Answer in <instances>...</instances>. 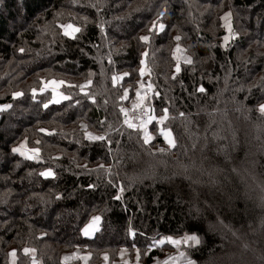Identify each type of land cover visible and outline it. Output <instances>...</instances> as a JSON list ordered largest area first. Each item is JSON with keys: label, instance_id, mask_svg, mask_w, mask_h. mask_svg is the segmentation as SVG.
I'll return each mask as SVG.
<instances>
[{"label": "trees", "instance_id": "trees-1", "mask_svg": "<svg viewBox=\"0 0 264 264\" xmlns=\"http://www.w3.org/2000/svg\"><path fill=\"white\" fill-rule=\"evenodd\" d=\"M145 66L147 103L168 110L176 142L165 153L157 126L146 145L122 124L123 88ZM50 81L70 99L53 103ZM262 104L264 0H0V264H80L64 259L76 250L99 264L122 249L150 264L173 248L155 241L184 235L199 243L173 264H264Z\"/></svg>", "mask_w": 264, "mask_h": 264}, {"label": "snow or ice", "instance_id": "snow-or-ice-1", "mask_svg": "<svg viewBox=\"0 0 264 264\" xmlns=\"http://www.w3.org/2000/svg\"><path fill=\"white\" fill-rule=\"evenodd\" d=\"M230 15H231L230 13L227 14L224 17V19L226 21L225 27L231 33V31H232L231 24L227 22L228 19H229V17H230ZM62 27L64 28V33L63 34L65 36H68V37L72 38V39H76V33H79L81 31V29L79 27H74L72 24L63 25ZM163 27L164 26L161 24L160 25L161 30H163ZM140 39L142 41H144V42H147L149 40V37L148 36H142V37H140ZM175 39L177 41H179L180 37L177 36ZM224 39H225V41H227L228 40V36H225ZM21 51H23V49H21ZM181 51L182 50L180 49V47L177 46L176 53H180ZM143 55L146 57L147 56V52L143 53ZM176 59L178 61L177 66H176V71L178 73L180 71V66H179L180 56L179 55H176ZM141 63L143 64L144 61H141ZM185 63H189L190 64L191 63V60L185 58ZM145 71H146V66H145V68H141L140 69V75L141 76H144L145 75ZM124 75H128V74L125 73ZM122 79H123L122 76H120V77L113 76L112 77L113 84L115 85V84L119 83V81L122 80ZM64 83H65L64 81H59V82H57V81H50V82H46L45 83V87L41 89V92H43L49 85H52V86H54L53 87V93H54V95H53V100H52L53 103H60L61 99L68 100V99H70L69 96L60 94V98H57L56 97V94H55V88L56 87H59L60 85H63ZM90 84H91V81H88V83L86 85L80 86V89H81L82 92H84V95L85 96H88V93L86 91H84V89L86 87H88ZM143 87H144V85L141 84V88H143ZM152 87L153 86L151 84H148L147 85L148 91H151L152 90ZM198 91L204 92L205 89L203 87H201V88L198 89ZM21 95H23V93H15L14 94V97H19ZM33 95H35V90H33ZM157 95H158V93H157ZM89 98L92 99L93 103H95V99L93 97H89ZM121 99H125V100L128 99V91L127 90H125L124 95L121 97ZM146 99H147V93H145V94L142 95L139 90L136 91V101L133 103V106H132L133 107V110L143 109L144 110L143 111V114L144 115H147V120H141L139 125H137L136 123H133L132 120L129 119V113H128V110L127 109L121 108L120 111L122 113H124V116H125L124 123L127 125V127L129 129H133V130H143V142H144V144L147 145V144H149L154 139V137L149 134V132L147 130V125L152 124L153 121H156L160 125H164L165 122L169 119V115H168V110L166 108L163 109V115H161L159 117H157L156 115H149L148 114L149 111H152V110L151 109H144V103H145V100ZM44 106L47 107L48 105L45 104ZM5 107L6 108L7 107H11V105H6ZM0 110H3V109H0ZM259 111L262 114H264V104H262V105L259 106ZM181 115H183V113H181ZM159 132H160V135H162L164 137V140L169 145V147L174 148L176 146V142H175V139L172 137L171 130L166 129L164 127H161L159 129ZM87 138L89 140H98V141L105 140V137L104 136H94L91 133H88L87 134ZM13 151H20V149H13ZM160 151L162 152V151H164V149H160ZM32 152L34 153V155L28 156L27 158L33 159V158L38 157V155H39V149H33ZM21 155H24V153L21 152ZM41 175L50 176V175H53V173L49 170L48 172L41 173ZM121 191H123V189H121ZM117 199H119V197H117ZM95 221H99V217H95L94 218V222ZM84 234L85 235H89L88 228H86L84 230ZM184 240L185 241H189V240L190 241H194L197 244L199 243V240L195 236L185 237ZM164 242H165L164 240L159 241V243H161V244H163ZM167 242L168 243H171L173 245H179L181 243L180 240H174L171 237H168L167 238ZM34 251H35L34 249H27V248L24 249V253L26 255L29 254V252H34ZM11 255L13 257H15L16 256V252L13 251L11 253ZM183 255H184V253H181V256H183ZM72 258L73 257H65L64 259H65V261H68L69 259H72ZM105 259H107V257H105ZM13 264H14V262H13ZM165 264H167V262H165ZM188 264H194V262L191 261V260H189L188 261Z\"/></svg>", "mask_w": 264, "mask_h": 264}, {"label": "rangeland", "instance_id": "rangeland-1", "mask_svg": "<svg viewBox=\"0 0 264 264\" xmlns=\"http://www.w3.org/2000/svg\"><path fill=\"white\" fill-rule=\"evenodd\" d=\"M61 28H62V31L64 32V28L61 26ZM161 28H159V30H160ZM232 34H234L233 32H228L227 34H226V36H228V39H230L231 37H232ZM228 41V40H227ZM175 47H174V49H175V60H176V62H177V59H176V55H177V53H176V48H177V44H175L174 45ZM180 56V59L183 57L184 58V56L182 55L181 56V54L179 55ZM175 66H176V63H175V65H174V69L176 70V68H175ZM139 73H140V70H139ZM120 76H122V74H120ZM119 75L117 76V77H120ZM121 81V80H120ZM119 81V82H120ZM141 84H143L144 85V87L143 88H141ZM149 83L147 82V78L145 77V76H141L140 75V79L139 80H137V82H136V84H135V89H134V92L132 93V94H130L129 93V87H125V88H123V91H122V94H121V97L124 95V92H125V90H127L128 91V99H121L120 98V100H125V102H127V104H132L133 105V103L136 101V91L137 90H139L140 92H141V94L143 95V94H145V93H147V97H150V94H148V89H147V85H148ZM44 85V87H45V83L43 84ZM53 87L54 86H52V85H49L47 88H48V90H50L51 92H52V99H53V95H54V93H53ZM57 88L58 87H56L55 88V94H56V97L57 98H60V94H59V92H58V90H57ZM159 128H161V127H157L156 128V131L155 132H157V134L159 133ZM150 132V131H149ZM88 134V133H87ZM87 134H86V137H87ZM142 134H143V130H142ZM150 135H152L153 136V134H151V132L149 133ZM185 237H188V235H184V236H180V237H177V238H174V240H180L181 241V243L179 244V245H173V250H171V249H169V250H165L164 252H165V256H168V259H169V263L170 264H173L174 263V261L175 262H181V261H185V258H184V256H181V251H180V246H182V245H191L194 241H185L184 240V238ZM156 246H157V243H156V241H155V243H154ZM164 252H163V254H164ZM125 255H128V251L126 250V249H122L121 251H120V253H119V255H118V257H117V259H115L114 261H112V262H110L109 260H108V256H106L105 254H103L102 256H101V258H100V263L99 264H138L137 262H135V260H133L132 262H128L127 260H126V258H125ZM67 257H73L71 260H76V259H78L79 260V263L80 264H86L87 263V261H88V257H87V253H81L80 252V250H76L75 252H73L72 254H70V255H68ZM105 257H107V259H105ZM161 258V257H160ZM10 259L11 260H13V256L10 254ZM105 261V262H104ZM68 262H69V260H68ZM167 262V263H168ZM176 264V263H175Z\"/></svg>", "mask_w": 264, "mask_h": 264}, {"label": "built area", "instance_id": "built-area-1", "mask_svg": "<svg viewBox=\"0 0 264 264\" xmlns=\"http://www.w3.org/2000/svg\"><path fill=\"white\" fill-rule=\"evenodd\" d=\"M148 94L151 95L152 94V90L151 91H148ZM132 106H133L132 104H125V105L122 106V108L128 110L129 119H131L132 122H136L139 125L141 120H147V115H144L143 114V111H144L143 109L133 110V107ZM144 109H151L152 110V111H149V113H148L149 115H156L157 117L161 116V115L155 114V112H154L153 108L151 107V105L147 103V100H145ZM124 120H125V116H124V113H122V124L126 125L124 123ZM152 124H154L157 127H160L161 126L156 121H153ZM150 125L151 124L147 125L148 132H149ZM158 135H159L160 140L153 143L154 149L155 150H159V151H160V149H164V151H162L164 153L167 152V151H169L171 147H169V145L165 142L164 137L162 135H160V132L158 133ZM150 143H152V141ZM171 250H173V249H171ZM160 257L154 258L150 262V264H165V262H168L169 261L168 256H165V252ZM167 264H170V263L168 262Z\"/></svg>", "mask_w": 264, "mask_h": 264}, {"label": "crops", "instance_id": "crops-1", "mask_svg": "<svg viewBox=\"0 0 264 264\" xmlns=\"http://www.w3.org/2000/svg\"><path fill=\"white\" fill-rule=\"evenodd\" d=\"M97 225H98V224H97V221L94 222V219H92V220H91V221L85 226L84 230H85L86 228H88V230H89V235H91L92 232L96 229ZM167 238H168V237H165V236L160 237V238L156 241L157 245L161 244V243H159V241H161V240H164L165 243H168V242H167ZM172 239H174V238H172ZM168 244L171 245V243H168ZM104 262H105V261H104ZM176 263H177V262H176Z\"/></svg>", "mask_w": 264, "mask_h": 264}]
</instances>
